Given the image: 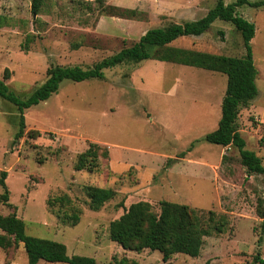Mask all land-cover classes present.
Masks as SVG:
<instances>
[{
	"label": "rangeland",
	"instance_id": "1",
	"mask_svg": "<svg viewBox=\"0 0 264 264\" xmlns=\"http://www.w3.org/2000/svg\"><path fill=\"white\" fill-rule=\"evenodd\" d=\"M215 3L43 0L33 15L31 0H0V80L7 70L9 90L26 98L50 67L91 68L147 30L196 21ZM237 13L255 26L250 46L258 74L257 96L240 108L235 126L245 149L264 167V9L243 6ZM169 46L234 58L244 54L239 32L221 20L201 36L179 37ZM225 87L226 76L218 72L154 60L123 62L100 79L63 81L56 94L23 111V136L15 142L18 110L0 99V173H6L8 190L0 215L14 213L26 235L61 243L67 256L91 257L97 264L264 260V226L255 214L257 199H264V175L246 177L235 147L203 140L217 127ZM91 144L99 148L97 167L75 171L77 155ZM87 186L116 194L92 211ZM63 196L69 202L60 203ZM139 201L153 211L160 201L196 210L209 231L199 255L175 254L163 262L158 251L125 250L111 241L110 222ZM73 213L79 216L75 224L67 219ZM0 264H27L22 243L0 249Z\"/></svg>",
	"mask_w": 264,
	"mask_h": 264
},
{
	"label": "trees",
	"instance_id": "2",
	"mask_svg": "<svg viewBox=\"0 0 264 264\" xmlns=\"http://www.w3.org/2000/svg\"><path fill=\"white\" fill-rule=\"evenodd\" d=\"M43 0H31V12L36 15ZM248 6L253 9H264V0H235L233 3L224 4L223 0H216L215 5L196 21H185L180 24H169L162 28H152L139 37L136 43L120 49L117 53L95 63L91 68L82 69L78 66H55L47 70L45 81L26 98H20L11 92L5 83L8 78L7 70L0 80V99L14 105L18 110V129L13 136V142L20 139L24 132L23 111L40 102L48 100L56 94L63 81L79 83L91 79H100L104 70L129 61L154 60L169 62L178 65L196 67L207 71L218 72L226 76V87L220 104V118L217 127L204 135L207 143L221 147L233 146L237 149L239 161L245 169L246 177L251 175H264V167L253 152L245 149V142L238 133L235 121L242 106L252 101L257 96L255 79L257 69L253 63L250 41L255 33L253 23L239 16L237 9ZM113 8V7H111ZM117 11L123 15L132 14L130 10ZM215 20L228 22L239 32L244 54L240 58L216 56L202 52H195L181 48L170 47L169 44L179 37H199L204 34ZM98 146L91 144L82 153L77 155L73 169L92 171L98 165ZM223 161V158H222ZM6 173H0V186L3 193L0 201L6 204L8 190L4 182ZM115 191L110 188L93 186L85 187L88 207L98 211L103 205L115 196ZM60 203L69 202L66 196L59 197ZM255 214L262 219L264 226V199L258 198ZM75 224L78 213L67 216ZM208 222L212 218L207 219ZM221 232V226L216 227ZM0 249H9L12 245L22 243L27 257V264H38L44 261L49 264H97L91 257L67 256L63 244L32 237L25 234L22 220L14 213L6 216L0 215ZM109 238L125 250L140 252L144 249L158 251L162 254V261L166 262L172 255L182 254L192 258L199 255L203 238L209 236L205 220L198 212L183 204L160 201L158 210L153 211L147 202L132 203L108 226ZM260 241V238H259ZM264 264V260L255 257L251 264ZM114 264H130L126 259L115 261ZM135 264V263H133Z\"/></svg>",
	"mask_w": 264,
	"mask_h": 264
}]
</instances>
